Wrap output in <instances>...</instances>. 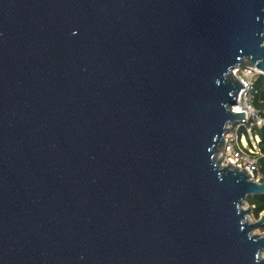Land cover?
I'll return each mask as SVG.
<instances>
[{
    "label": "water",
    "instance_id": "obj_1",
    "mask_svg": "<svg viewBox=\"0 0 264 264\" xmlns=\"http://www.w3.org/2000/svg\"><path fill=\"white\" fill-rule=\"evenodd\" d=\"M247 67L264 0H0V264H264Z\"/></svg>",
    "mask_w": 264,
    "mask_h": 264
},
{
    "label": "built area",
    "instance_id": "obj_2",
    "mask_svg": "<svg viewBox=\"0 0 264 264\" xmlns=\"http://www.w3.org/2000/svg\"><path fill=\"white\" fill-rule=\"evenodd\" d=\"M232 75L243 86L237 95L236 104L231 107L232 112H244L245 117L234 125H228L224 135L222 149L216 158L222 165H233L246 170L251 179L260 182L261 175L258 165V135L253 133L254 127L264 126V119L252 106L253 84L257 76L264 78V72L255 67L235 68Z\"/></svg>",
    "mask_w": 264,
    "mask_h": 264
},
{
    "label": "trees",
    "instance_id": "obj_3",
    "mask_svg": "<svg viewBox=\"0 0 264 264\" xmlns=\"http://www.w3.org/2000/svg\"><path fill=\"white\" fill-rule=\"evenodd\" d=\"M252 106L259 112V115L264 119V78L257 76L253 84V99ZM253 133L258 135L259 142L258 148V165L259 173L261 175L260 182L264 181V126L254 127ZM247 205L253 206L252 216L255 220L264 214V194L253 195L247 199ZM260 231L264 233V224L260 228Z\"/></svg>",
    "mask_w": 264,
    "mask_h": 264
},
{
    "label": "rangeland",
    "instance_id": "obj_4",
    "mask_svg": "<svg viewBox=\"0 0 264 264\" xmlns=\"http://www.w3.org/2000/svg\"><path fill=\"white\" fill-rule=\"evenodd\" d=\"M243 207H247V204H245ZM247 221H249V222L255 221V219L253 218L252 214L247 216ZM252 234L264 235V233H262L260 231V229L253 230ZM261 258H264V252L261 253Z\"/></svg>",
    "mask_w": 264,
    "mask_h": 264
}]
</instances>
